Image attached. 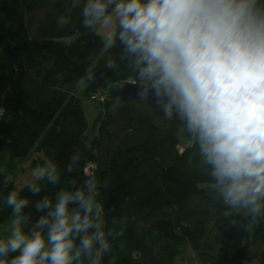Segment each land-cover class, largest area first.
<instances>
[{"label":"trees","instance_id":"16d2710c","mask_svg":"<svg viewBox=\"0 0 264 264\" xmlns=\"http://www.w3.org/2000/svg\"><path fill=\"white\" fill-rule=\"evenodd\" d=\"M69 8L70 0H0V197L16 191L17 161L36 154L34 165L53 157L63 168L79 151V170L41 196L97 177L107 227L124 229L105 264H176L185 246L200 264H264V220L241 216L233 225L220 215L184 127L156 103L105 93L89 136L84 101L108 84L136 81L124 65L104 68L102 37L81 28L78 9L69 27H58ZM27 185L17 191L35 220L40 196ZM12 215L0 207V228Z\"/></svg>","mask_w":264,"mask_h":264},{"label":"clouds","instance_id":"9594fccd","mask_svg":"<svg viewBox=\"0 0 264 264\" xmlns=\"http://www.w3.org/2000/svg\"><path fill=\"white\" fill-rule=\"evenodd\" d=\"M76 9L81 28L102 37L104 68L126 66L139 96L182 124L220 215L264 220V0H70L59 28ZM81 161L76 151L63 168L49 157L34 169L35 220L21 191L0 197L13 214L0 264H105L124 229L107 227L97 177L41 196Z\"/></svg>","mask_w":264,"mask_h":264},{"label":"rangeland","instance_id":"374dc122","mask_svg":"<svg viewBox=\"0 0 264 264\" xmlns=\"http://www.w3.org/2000/svg\"><path fill=\"white\" fill-rule=\"evenodd\" d=\"M119 86L120 85L108 84L102 90L96 91V94L100 95L101 93H103L104 95L105 93L114 91ZM96 104H97L96 101H92L89 99L84 101V104H83L84 113L86 115V119L90 126V133H89L90 137H92L94 130H95V125H96V115H97L96 113L97 105ZM36 157H37L36 154H32L27 159L17 161L16 171L12 179L14 183V187L16 188V191L22 186L27 185L30 182H32L34 169L38 167L37 164L34 165L35 162H33V159ZM11 218L12 216L8 218L2 224L0 231H3L8 227V225L10 224ZM175 262L176 264H200L198 260L196 259L194 252L187 246L184 247L183 251L176 258Z\"/></svg>","mask_w":264,"mask_h":264},{"label":"water","instance_id":"95a60500","mask_svg":"<svg viewBox=\"0 0 264 264\" xmlns=\"http://www.w3.org/2000/svg\"><path fill=\"white\" fill-rule=\"evenodd\" d=\"M113 95L120 99H143L138 94V85L135 82L120 85L113 91Z\"/></svg>","mask_w":264,"mask_h":264},{"label":"built area","instance_id":"2783aa9c","mask_svg":"<svg viewBox=\"0 0 264 264\" xmlns=\"http://www.w3.org/2000/svg\"><path fill=\"white\" fill-rule=\"evenodd\" d=\"M90 98L92 99V100H94V101H101V102H103L104 100H105V94L103 95V94H100V95H97L96 93L95 94H92L91 96H90Z\"/></svg>","mask_w":264,"mask_h":264}]
</instances>
